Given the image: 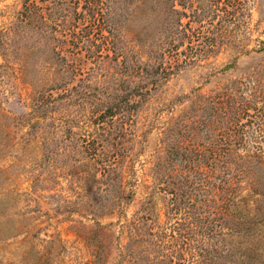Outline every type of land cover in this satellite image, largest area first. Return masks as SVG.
Here are the masks:
<instances>
[{"label": "rangeland", "instance_id": "374dc122", "mask_svg": "<svg viewBox=\"0 0 264 264\" xmlns=\"http://www.w3.org/2000/svg\"><path fill=\"white\" fill-rule=\"evenodd\" d=\"M88 2L0 0V264H264V0Z\"/></svg>", "mask_w": 264, "mask_h": 264}, {"label": "trees", "instance_id": "16d2710c", "mask_svg": "<svg viewBox=\"0 0 264 264\" xmlns=\"http://www.w3.org/2000/svg\"><path fill=\"white\" fill-rule=\"evenodd\" d=\"M193 1L195 0H189L190 3ZM209 1V6L215 8L213 7L214 0ZM149 2L151 5H144V0H89L86 11L97 17L98 22L113 36H123L120 24L125 23V19L133 21V18H136V21H141L139 22L142 25L140 32L142 31V34L149 32L146 40L140 45H146L152 54L157 53L161 56L165 53L171 54V52L178 54L176 38L182 37L187 43L191 42L189 40L191 39L190 25L188 22L185 24L181 22L183 11L175 6L174 0H149ZM143 6H145L144 10ZM35 9L37 11L38 7ZM75 13L78 14L76 11ZM103 15L106 17L104 18ZM67 29L69 30L68 27ZM208 42L211 48L214 45L212 38L208 39ZM135 67H137V74L142 76L138 72L139 67L136 65Z\"/></svg>", "mask_w": 264, "mask_h": 264}]
</instances>
